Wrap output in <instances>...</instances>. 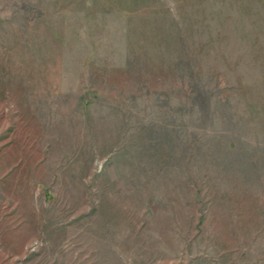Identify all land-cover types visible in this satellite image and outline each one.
Wrapping results in <instances>:
<instances>
[{"label": "rangeland", "instance_id": "obj_1", "mask_svg": "<svg viewBox=\"0 0 264 264\" xmlns=\"http://www.w3.org/2000/svg\"><path fill=\"white\" fill-rule=\"evenodd\" d=\"M0 264H264V0H0Z\"/></svg>", "mask_w": 264, "mask_h": 264}]
</instances>
